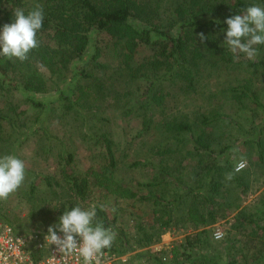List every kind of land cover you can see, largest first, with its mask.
Returning <instances> with one entry per match:
<instances>
[{
  "label": "trees",
  "instance_id": "obj_1",
  "mask_svg": "<svg viewBox=\"0 0 264 264\" xmlns=\"http://www.w3.org/2000/svg\"><path fill=\"white\" fill-rule=\"evenodd\" d=\"M36 4L43 7L45 17L37 33L40 46L23 62L0 56V99L4 100L0 109V156L16 154L40 125L42 112L60 109L59 118L76 122L80 139L97 148L92 152L94 160L98 156L104 162L74 175L66 171V165L75 159L69 151L66 161L60 163V179L57 175H41L42 185L37 187L34 179L26 182V173L20 194L31 202L35 198L43 201L39 194L42 187L54 194L62 187L71 194L69 198L86 201L95 199L98 190L117 205L136 211L146 207L148 211L143 214L118 208L112 214L98 205L97 218L118 233L107 250L127 254L148 248L175 224L199 232L175 246L174 262L186 257L189 264H234L229 252L219 253L213 247L206 228L226 218L217 206L229 205L230 213L238 212L240 204L232 200L231 185L235 189L249 186L243 181L244 175L234 171L236 156L228 153L236 141L230 143L222 136L220 143L217 129L222 124H233L232 114L242 110L264 111L254 89V81L264 79V45L257 46L254 59L236 62L224 44L225 20L242 14L252 4L264 6V0H0V29L13 22L15 9L21 8L27 14ZM201 33L207 38L203 43ZM220 67L242 69L251 77L228 88L225 103L214 105L208 114L198 113L194 120L175 111L167 115V110L181 102L179 96L199 94L205 76ZM49 92H55L51 102L36 98ZM214 99V94L208 97L210 104ZM19 103L37 112L31 123L22 118ZM117 106L122 119L141 123L142 130L126 142L125 149L108 131L111 122L106 114ZM225 106L237 112L231 114ZM256 132L258 137L249 138L246 145H256L259 159L264 162V127ZM182 154L191 159L190 168L163 164L169 156ZM140 158L146 163H140ZM153 158L160 164H151ZM139 165L151 166L155 178L134 183ZM40 213L45 218L51 216L47 207ZM0 219L9 223L2 216ZM14 229L32 237L47 235L48 228ZM226 249L229 251L228 246ZM261 250L264 252V244ZM141 256H150L159 264L162 261L149 252Z\"/></svg>",
  "mask_w": 264,
  "mask_h": 264
},
{
  "label": "rangeland",
  "instance_id": "obj_2",
  "mask_svg": "<svg viewBox=\"0 0 264 264\" xmlns=\"http://www.w3.org/2000/svg\"><path fill=\"white\" fill-rule=\"evenodd\" d=\"M102 40L103 39L99 38V41ZM231 54L236 62L249 60L242 53H237L235 55L233 53ZM110 64L115 65L116 62H111ZM245 77L250 78L251 76H248V73L242 69L234 71L223 69V67L217 68L210 76H205L204 86L199 94L191 98L185 97L184 94L179 96L181 102L174 104L170 110H167V115H171L175 111V113H184L188 115L191 120H194L198 113L208 114L211 112V108L214 105L220 102L225 103L224 94L226 90L238 85V82ZM257 82L256 80L254 81V83H256L254 89L258 93L260 103L264 105V79H261L260 83ZM53 94L55 95V92L40 94L36 98L41 102L44 101L48 103L54 100L52 97ZM212 94L215 95V99L212 104H210L208 97ZM18 101L24 102L23 99H18ZM247 102L248 101H245V103ZM19 104V111L24 112L22 118L31 123L37 112L26 103ZM3 107L4 100L0 99V109ZM225 107L227 111H231V114L232 112H237L234 109L230 110L228 106ZM59 110L60 109L56 110L57 112L55 111V113L49 110L42 112L43 117L40 125L33 129V134L29 137V140L20 146L18 151H15L16 154H14L25 162L26 173L28 174V178L25 176V178H27L26 182L34 179L37 187L42 185L41 175H57V178L60 179V175L58 174V171L61 169L60 163L66 161V153L69 151L73 153L75 159L73 163L66 165V171L69 173L74 172V175L87 172L92 165L99 167V164L104 162V159L98 158V156H96L94 160L92 152L97 151V148L92 147L90 144L91 142L82 141L78 135L77 123H70L69 118L66 117L59 118V116H62V112ZM242 111H240V113L238 112V114H232L233 124H230V126L222 124V126L217 129V133L221 135L220 143L222 136L229 138L230 143L236 141V144L228 153H232L234 157L236 156L234 171L244 175L243 181L248 184L249 188L244 189L242 187H236L235 189V185H231L232 200L240 204L238 212L230 213L229 205H223L222 207L217 206L216 209L221 214L225 213L226 218L218 219L216 224H211L206 229L210 231L209 238L213 247L217 249L219 253L223 252L227 254L229 252L234 264H264V252L261 250L264 244V162H261L259 159L258 152L256 148H254L256 145H246L249 138L250 140H255L258 137L256 132L258 127H264V111L262 108L249 110V112L245 110ZM106 118L111 122L108 131L112 133V137L122 149H125L124 147L127 145L126 142L133 139V137L138 135L142 130L140 122L134 121L128 123L122 119L118 106L111 108L106 114ZM62 155L64 157L63 160L61 158ZM183 155L184 154L180 156L171 155L165 160L166 163L163 164L179 169L184 166L190 168V165H192L191 159H185L182 157ZM121 159L123 162H126L123 156H121ZM138 161L140 163H146L144 160H141V158L138 159ZM150 161L153 165L160 164L159 161L154 158ZM241 162L245 165L243 168L239 167ZM152 171L153 168L151 166L148 168L139 165L135 170V176H133L134 183H145L154 179L155 176ZM59 181L64 185L62 180ZM42 188L39 190V194H42L43 201L36 200L35 198L33 202L27 200L24 195L20 194L21 188H19L15 193L11 194L6 201H0V216L17 229L40 231L57 224L64 210L77 204L83 207H88L92 204L97 206L103 204L107 206L106 209L112 214H114L118 208L122 210H134L126 205H117L113 198L107 199L102 196L98 190H95V199L90 198L84 201L79 198H76L77 200H75V198H69L68 195L71 196V194L67 193V190H64L62 187L56 189L57 194L52 193L48 188V190ZM243 190L247 191L242 192ZM140 204L141 203H139L137 207ZM46 207L51 212L50 218H45L42 213H40V210ZM112 208H115V212L111 210ZM122 210L120 213H122ZM138 211L143 214L148 212L146 207L138 209L136 213H138ZM120 216L121 219L124 218V215L120 214ZM120 222H123V220H120ZM172 225H174L173 228L166 231L158 243L145 249H136L135 247L136 250L133 252L121 254L124 257L122 264H159L150 256L142 257L141 255L144 252H149L158 256V258L162 260L160 261L161 264H189V260H186V257H182L180 261L174 262V253H172V250L176 245L185 242L187 236H192L199 231H195L189 227L178 228L175 227V224ZM217 234H221L220 239L216 237ZM227 246L229 247V251L226 249ZM202 252L209 254L211 251L210 249H202ZM220 255L221 254H218L216 256ZM223 262L224 259L221 263ZM223 264H225V262Z\"/></svg>",
  "mask_w": 264,
  "mask_h": 264
},
{
  "label": "clouds",
  "instance_id": "obj_3",
  "mask_svg": "<svg viewBox=\"0 0 264 264\" xmlns=\"http://www.w3.org/2000/svg\"><path fill=\"white\" fill-rule=\"evenodd\" d=\"M44 10L36 4L27 14L21 8L13 12V22L0 29V56L23 62L29 53L40 46L37 33L43 26ZM227 25L224 44L234 55L242 53L252 60L258 55V47L264 45V6L252 4L225 20ZM203 43L207 38L199 34ZM245 165L239 164L240 168ZM26 176L25 162L14 154L0 156V201H6L23 184ZM101 210L106 205L99 206ZM115 212V208L111 209ZM117 231L97 218V205L83 207L80 204L64 210L57 224L49 226L45 241L55 245L60 259L53 256L55 264H66L75 255L81 264H104L105 250L115 242Z\"/></svg>",
  "mask_w": 264,
  "mask_h": 264
},
{
  "label": "built area",
  "instance_id": "obj_4",
  "mask_svg": "<svg viewBox=\"0 0 264 264\" xmlns=\"http://www.w3.org/2000/svg\"><path fill=\"white\" fill-rule=\"evenodd\" d=\"M45 236L17 233L11 224L0 219V264H55L53 256L60 259L61 253L55 245L45 241ZM216 237L220 239L221 234ZM103 260L104 264H122L124 257L106 249ZM66 264H81V261L73 255Z\"/></svg>",
  "mask_w": 264,
  "mask_h": 264
}]
</instances>
